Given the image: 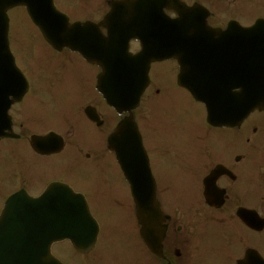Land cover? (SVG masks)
<instances>
[{
  "label": "flooded vegetation",
  "instance_id": "1",
  "mask_svg": "<svg viewBox=\"0 0 264 264\" xmlns=\"http://www.w3.org/2000/svg\"><path fill=\"white\" fill-rule=\"evenodd\" d=\"M180 2L197 9L196 15L205 17L211 31L202 35L203 26L191 24L184 34L186 42L218 47L210 51L209 59L186 64L185 77H199L207 95H237V81L230 75L238 69V59L232 60L238 34L228 32L235 27L230 23L243 27H254L257 20L264 23V0H54L70 21L99 23L115 8L111 15L115 24L109 20L97 27L105 36L119 31L131 54L142 44L153 52L158 12L175 19ZM7 15L8 47L14 55V47L21 48L14 45L12 10ZM187 15L190 21L188 11ZM34 33L36 37L30 36L19 52L26 58L14 55L28 90L10 105L9 135L0 138V209L16 192L23 199L51 192L48 198L57 199L64 184L82 194L89 209L115 204L120 196L110 189L106 144L125 114L117 116L96 89V65L67 48H51ZM38 43L42 49L35 46ZM37 50L41 54H35ZM179 70L175 59L150 61L149 84L140 103H149L152 122L139 111L141 105L134 111L142 136L145 127L161 137L162 150L153 154L150 167L157 199L168 218L161 255H150L149 264H264V107L237 124L209 125L205 104L193 102L197 108L193 117L182 108V97L192 99L177 83ZM0 74L8 79L9 66L2 65ZM217 84L220 88L215 90ZM196 121L203 122V128L191 132L189 126ZM153 122L168 125L154 127ZM155 167L162 171L159 178ZM98 223L99 237L103 226ZM140 264L148 261L142 259Z\"/></svg>",
  "mask_w": 264,
  "mask_h": 264
},
{
  "label": "water",
  "instance_id": "2",
  "mask_svg": "<svg viewBox=\"0 0 264 264\" xmlns=\"http://www.w3.org/2000/svg\"><path fill=\"white\" fill-rule=\"evenodd\" d=\"M15 6H24L26 8L28 15L39 27L48 42L52 44L60 42L66 43V45L72 48L76 47L77 50L79 49L86 58L91 57V59H95L96 63L102 67L100 78H111L110 93L107 92L110 105L118 112L128 108V106L122 105L121 102L125 98H123L119 91L115 90L121 88L119 78L124 74L125 71L123 68L127 65L120 62V58L125 57V51L121 47L113 46L109 51L98 55L96 50L99 46L97 44L92 45L90 39H84L82 37V33L87 32L84 30L85 26L82 27L79 24L69 26L65 17L55 10L52 0H0V34L4 31L2 27L6 23V9ZM175 24L183 25L179 22ZM164 26L165 27L160 29L159 36L162 40L166 41L168 40L166 35H168L170 30H167V25ZM175 29L177 35H183L182 30L178 27ZM236 32L239 42V59L248 60L253 58L255 72H264L263 44L255 43L254 46L251 45L248 47L250 35L252 33L259 35V28L255 30L240 28ZM164 35L165 38L163 37ZM259 40V37L254 38V42ZM95 41L97 40L95 39ZM178 41L183 44L185 40L181 37ZM4 45L5 36H1L0 58H2L1 50L5 48ZM248 49L254 52L251 55L242 54V50ZM165 57H175L178 60L181 67V77L179 81L182 83L184 62L186 60L183 46L175 49L173 46L160 42L155 58L161 59ZM242 64L243 63L240 62V65ZM21 79L19 73L16 72L11 82V87L14 86L15 89V97L20 94L18 89L21 86ZM101 88L103 89L102 86ZM188 88L190 90L194 89V87ZM239 88V94L235 96L233 100L235 106V121L245 117L258 105H264V78L255 77L253 80H250L240 75ZM196 90H199V88L196 87ZM196 90L195 93L192 91L194 97L198 100L202 99ZM130 99L132 98L127 97L128 102ZM217 99L220 100V97H217ZM8 105V103L3 104L2 101H0V130L2 129L1 120L3 116L6 115ZM216 120L217 116H215V113L214 116L208 115V121L214 122ZM122 137H124L125 140L123 143H118L117 141ZM111 139L117 160L121 167L126 170L125 173L127 178L131 182L132 195L136 203V217L138 223L141 225V239L150 252L156 253L161 248V240L164 236L165 226L162 225L163 216L155 201L153 188H138L137 185L138 180L139 183L141 181L145 184L144 181L149 177L147 169H145L143 165L135 166L130 164L141 161L142 157L139 153L143 154L135 125L131 123L130 119L121 121L117 125ZM140 177H142L143 180L140 179ZM71 198L74 197L72 196ZM46 211V220L40 222L44 215L43 209H19L13 206L12 201H7L0 217V264H61L51 256L49 246L53 241L63 239H69L74 248L79 251H87L92 247L95 241L92 226L90 228L92 235H90V237L84 235L85 232L87 233V231H89L87 226L90 222L88 210L85 207L76 208L73 206H64L61 210H57V217L52 221L47 220L53 212V209H46Z\"/></svg>",
  "mask_w": 264,
  "mask_h": 264
},
{
  "label": "rangeland",
  "instance_id": "3",
  "mask_svg": "<svg viewBox=\"0 0 264 264\" xmlns=\"http://www.w3.org/2000/svg\"><path fill=\"white\" fill-rule=\"evenodd\" d=\"M12 24L16 30L19 28V31L14 34L15 46H21V41L22 43H26L27 40H25V38H31L30 36L32 35L36 37V34L34 33L35 28H33V25L27 20L26 15L22 10H15ZM23 38L24 40H22ZM42 46L41 43H38L37 45L38 49H42ZM20 48L21 49L19 50L17 47H14L15 57H17V54L24 49L22 46ZM38 54H41L39 50ZM21 56L22 59L26 58L22 54ZM144 101L145 100H143V104H141L142 106L139 111H141L144 116H147L149 120H152L154 117V111H151L148 108L149 103ZM181 102L183 104L182 108L185 107L188 110V114L193 117V114L197 112L195 104L187 97H182ZM152 125L154 127H160L161 125H168V123L161 122L160 124H157L153 122ZM189 128L191 132H193L195 128L202 129L203 122L196 121L195 124L193 123ZM166 133L170 134L168 132ZM143 134L145 136V148L150 156V160L152 159L154 162L153 154L158 153V151L161 152L162 150L161 143L159 142V138L161 137L157 131H154L151 128L143 127ZM163 140L165 141V137H163ZM155 164L156 163H154V165ZM105 170L107 175L111 178V180H109L111 191L118 190L119 192L120 197H117L118 202L115 204L104 203L100 208H95V206H93V208L90 209L95 218L100 221L104 230L95 252L93 251L94 253L92 252L82 258L73 252L67 244H56L52 248L53 254L65 264H80V259H82L81 264H112V261L115 264H139V260L136 257H142V253L139 250L138 240L136 238L133 206L128 187L123 181L116 165L110 162V157L107 158V167ZM153 170L156 178L161 177L162 171L160 168L155 167ZM164 177L165 175L162 179Z\"/></svg>",
  "mask_w": 264,
  "mask_h": 264
}]
</instances>
